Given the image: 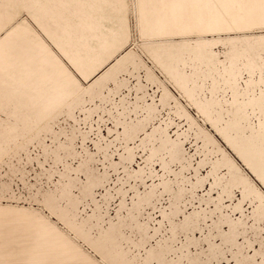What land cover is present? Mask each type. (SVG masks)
<instances>
[{
    "label": "rangeland",
    "instance_id": "374dc122",
    "mask_svg": "<svg viewBox=\"0 0 264 264\" xmlns=\"http://www.w3.org/2000/svg\"><path fill=\"white\" fill-rule=\"evenodd\" d=\"M123 3L97 2L90 45L126 59L46 118L78 101L56 46L83 66L99 25L0 0V264H160L157 237L168 264H264V0H139L151 34L194 33L158 37Z\"/></svg>",
    "mask_w": 264,
    "mask_h": 264
},
{
    "label": "crops",
    "instance_id": "0c3cea01",
    "mask_svg": "<svg viewBox=\"0 0 264 264\" xmlns=\"http://www.w3.org/2000/svg\"><path fill=\"white\" fill-rule=\"evenodd\" d=\"M81 2H82V4H83V6H84V8H85V10H86V12L92 17V18H94L95 19V21H96V23H98V29H96V36L95 37H92V38H90V39H88V46L90 47V52H89V54L88 55H86V54H82V56H83V61H84V65L82 66H77V65H75V64H73V62L70 60V57H71V55L73 54V52H72V50L68 47V46H66L64 43H62V42H60V45L63 47V49L66 51V53L67 54H63L61 51H60V49L56 46V44L54 43V40H52L44 31H42L40 28H39V26L37 25V23H36V21L34 20V18H33V20H34V22L36 23V25L38 26V28L43 32V33H45L46 35H47V37H49L52 41H53V43L55 44V46H56V48L58 49V51H59V53H60V55L61 56H63V57H65L67 60H68V62H69V65L72 67V69L73 70H70L67 66H66V64H64L63 62H62V60L60 59V57L55 53V52H53L43 41H42V39L40 38V36H39V39H41V41L60 59V61L63 63V65L68 69V71L73 75V77H74V79H75V82H76V84H74L73 86L71 85V90L75 93V95H76V97L75 98H77V102L75 103V104H73V105H70L69 106V104H71V102H70V99H68V100H66L65 102H63L62 104H60L57 108H55L53 111H52V114L50 115V116H48V117H46V118H51V117H53L55 114H59L60 113V108H63V107H66V108H72V107H74V106H76L78 103H80V101H81V95L82 94H89V95H93L94 93H95V90H96V88H98V87H100L102 84H103V82L107 79V78H109V77H111L112 76V74H113V72L116 70V68H117V66L120 64H117V66H116V68H114L115 70H113L112 72H110L109 71V74L104 78V80L101 82V84L100 85H98V86H93L90 90H87V91H85V89L86 88H88V86L90 85V81L93 79V76H94V74L96 73V72H98L99 70H101V69H103L104 67H106L107 65H109V64H111V62L115 59V58H117V60H120V59H122L124 56H125V58L124 59H126V57L128 56V55H124V56H122V57H120V56H117V57H114V58H111L108 62H98L97 61V58H96V55L98 54V50L97 49H95V48H93L92 47V45H90V41L92 40V39H94V38H96L97 37V33H98V31L100 30V28H101V24H100V22L98 21V19L95 17V14H94V12H92V10H94L95 8L94 7H96V5H97V2H100V1H103V0H95L94 2H83L82 0H80ZM115 1V4H117V5H119V8L120 9H122V8H124V3H123V0H114ZM97 8V7H96ZM138 9H139V13H140V17H141V19H142V27H143V29H142V31H143V34L144 35H146V36H151V37H158V36H161V35H167V34H170V33H177V34H194V33H181V32H177V31H175V32H170V33H167V34H164V33H162V32H160V33H157V34H151L150 32H152L153 31V29L149 26V25H147L148 24V22L150 21V17L148 16V14H142V12H141V10H140V7H139V0H138ZM30 11V10H29ZM31 12V11H30ZM32 13V12H31ZM32 17H34V14L32 13ZM75 21L77 22L78 20H76L75 19ZM122 63H123V60H122ZM113 65L115 66L116 64L114 63V64H112L108 69H110L111 67H113ZM64 69V68H63ZM76 77H78V78H76ZM83 79L84 81H85V83H87V86L86 87H83L82 86V84L79 82V80L78 79ZM74 98V99H75ZM10 107H13L14 109H16V108H18V109H20L21 111H11V114L14 112V113H17V114H21V112H23L25 109L24 108H22V107H15V106H10ZM10 107H8V108H10ZM7 107H5V108H3V109H6ZM39 109H37V108H35L34 110H32V112H31V114H30V116H36V111H38ZM87 111L88 110H86V109H79L76 113H75V115L73 116V118H72V120H73V122H74V124H76V123H78L79 122V119L80 120H82L83 118H84V116L86 115V113H87ZM9 114V113H8ZM24 115V114H23ZM45 118V117H44ZM44 118H42L41 120H43Z\"/></svg>",
    "mask_w": 264,
    "mask_h": 264
},
{
    "label": "snow or ice",
    "instance_id": "6c2138e0",
    "mask_svg": "<svg viewBox=\"0 0 264 264\" xmlns=\"http://www.w3.org/2000/svg\"><path fill=\"white\" fill-rule=\"evenodd\" d=\"M48 139L53 141V143L51 144V148H52V151L55 152L57 144H59L60 142L59 139L57 138V136H50L48 137ZM49 161L50 163H52L53 167L61 163L60 160H54L51 155L49 156ZM131 227L135 229L137 225L135 223H132ZM134 238H135V234H134ZM165 243H166L165 241H160L159 237H157L156 239L152 241V244L154 245L152 250L155 253V255L159 257L160 264H168V257L171 255V253L165 247Z\"/></svg>",
    "mask_w": 264,
    "mask_h": 264
}]
</instances>
